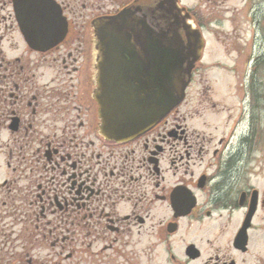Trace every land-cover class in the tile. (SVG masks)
<instances>
[{"label":"flooded vegetation","instance_id":"obj_1","mask_svg":"<svg viewBox=\"0 0 264 264\" xmlns=\"http://www.w3.org/2000/svg\"><path fill=\"white\" fill-rule=\"evenodd\" d=\"M54 1L69 31L37 50L13 0H0V264H30L37 245L70 244L74 261L79 243L89 264H264V0H248L250 40L220 0L201 3L198 17L187 9L204 34L214 26L231 38L225 50L235 58L217 63L233 76L218 83L223 97L232 86V104L201 94L199 107L224 115L213 148L181 106L128 142L101 132L93 23L161 0ZM230 128L243 135L229 149ZM244 166L239 186L233 172Z\"/></svg>","mask_w":264,"mask_h":264},{"label":"water","instance_id":"obj_2","mask_svg":"<svg viewBox=\"0 0 264 264\" xmlns=\"http://www.w3.org/2000/svg\"><path fill=\"white\" fill-rule=\"evenodd\" d=\"M14 5L30 46L47 48L65 37L67 22L53 0H14ZM188 17L177 0H161L94 23L95 98L101 132L109 139L144 133L185 97L204 45Z\"/></svg>","mask_w":264,"mask_h":264},{"label":"rangeland","instance_id":"obj_3","mask_svg":"<svg viewBox=\"0 0 264 264\" xmlns=\"http://www.w3.org/2000/svg\"><path fill=\"white\" fill-rule=\"evenodd\" d=\"M220 1L223 2V4L220 3L222 6H225V8L228 7L230 10L229 11L228 8L225 9L223 7L224 10H227L225 12L226 15L233 16L235 19H237L238 21L244 24V26L247 28V32H245V35L250 40L252 36H251V32L249 31L248 24L250 25V23L247 22L249 19L247 18V14H246L248 13L247 10L249 7V1L248 0H220ZM181 3L187 6L188 9L192 10L194 14H196L195 17H198V15L202 13V9L200 10L201 3H204L205 6L209 4L207 0H181ZM214 6L215 3L211 2V5L209 4L207 8H213ZM217 10L218 9L216 8L215 11L209 14L210 20H214ZM207 20L209 19L207 18ZM207 22L209 23V21ZM225 28L231 29L230 22L225 24ZM223 32H227V31L224 29ZM224 36L225 35L223 34L222 37L224 38ZM205 37L207 39L206 42L207 44L204 54L205 64L201 66L202 75L199 76V73H196L195 75L196 80L187 90V98H186L187 100L181 106V109L183 113H185L186 110H189L192 114H194L193 115L194 118L189 119V124L191 126H196L205 130L207 134L205 136H208V134H211L213 136L211 143L208 145V147L211 146V148H213L214 142L216 141V137H215L216 134L218 133V135H220L225 132V129L223 127L224 115L220 117H216L214 115L215 110L212 108V106H208V108L199 107V103L201 101V94H207L212 101L222 100L224 102L228 100V103L232 104L234 100V93H232L231 96L229 97V93L232 89V86L230 85L229 87H226L225 85L224 88L225 97H223L220 96L222 93H220L219 91L218 83L223 82V80L225 82L226 79L228 80L226 83H229L232 81L231 77L233 76L230 75L228 79L227 74L224 73V69L218 68L217 63L218 61H222L223 66H225L226 64H232L235 58H233V56H230L227 50H225V45L229 41H231V38L223 39L220 37L219 34L217 33L215 34L214 26H208V31L206 30ZM254 42H256V39H254ZM203 78L204 80H202ZM262 80L264 83V78ZM207 104H211V102H206L204 105L207 106ZM204 120L207 122H205ZM205 157L207 158L209 156H205ZM260 158L261 156L255 159H260ZM253 164L255 166L253 167L254 169L259 168L257 167L258 162L254 161ZM246 167L247 166H244L243 170L238 172V174L236 172H233L235 173L236 176H238L239 186L242 185L241 182L245 181V176L247 175L246 171H248ZM254 174H256V170H254ZM82 246L83 245H81L80 243L78 244L79 251H78L77 259H75L74 261L71 260L70 257H67L71 247L70 244L61 246L60 248L56 246L54 247L55 249L49 245L46 246L37 245L36 247H33L32 250H30L31 256L28 255V258L33 259V261L30 264H89V261L87 260V255L84 252L86 248ZM16 249L20 252L22 250L21 246H17ZM58 250L62 251L61 255H58ZM54 255L57 257L56 260H54L55 258ZM57 260H59L60 262ZM13 264H28V263L22 261H15Z\"/></svg>","mask_w":264,"mask_h":264}]
</instances>
